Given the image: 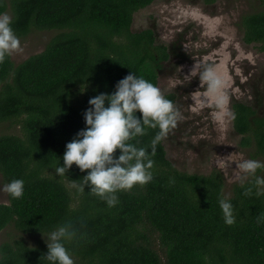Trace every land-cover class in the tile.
I'll return each instance as SVG.
<instances>
[{
  "label": "trees",
  "instance_id": "1",
  "mask_svg": "<svg viewBox=\"0 0 264 264\" xmlns=\"http://www.w3.org/2000/svg\"><path fill=\"white\" fill-rule=\"evenodd\" d=\"M153 1H9L18 37L35 29L57 33L42 51L0 63V121L20 129L0 134V175L5 184L24 180L23 196L8 195L0 204V231L11 230L0 243V264H48L43 236L64 224L76 233L65 243L74 264H264V186L255 176L233 184L227 195L220 170L177 169L163 139L151 156L153 179L118 192L112 207L87 185L84 191L75 186L87 170L73 164L64 176L55 174L65 144L85 126L90 97L113 92L131 71L157 86L170 50L151 28L131 30L134 13ZM7 7L0 0V13ZM238 28L245 43L264 53V8L242 15ZM231 110L238 146L264 162V114L243 101ZM157 131L149 128L130 142L150 151ZM256 176L264 177V169ZM225 198L234 208L232 225L224 223L219 206Z\"/></svg>",
  "mask_w": 264,
  "mask_h": 264
},
{
  "label": "rangeland",
  "instance_id": "2",
  "mask_svg": "<svg viewBox=\"0 0 264 264\" xmlns=\"http://www.w3.org/2000/svg\"><path fill=\"white\" fill-rule=\"evenodd\" d=\"M9 1L6 0L5 12L12 16ZM263 8L264 0H218L209 5L202 0H155L136 11L131 24L132 31L151 28L156 41L170 50V58L157 83L163 95L174 94L173 104L180 114L176 126L162 140L167 158L177 169L188 173L207 174L214 169L220 170L227 195L233 184L241 182L236 178L238 170L233 160L251 158L238 146L240 136L232 129L231 121L221 133L211 118L212 109L205 108L198 114L190 110V93L200 84L198 77L187 82L184 75L194 63L201 71L215 68L225 83L231 112L234 101H243L264 114V53L255 44L245 43L238 28L242 15ZM216 18L220 23L212 29L207 28L208 21ZM56 33L55 29H35L19 37L21 49L13 53L11 59L18 63L42 51ZM177 79L183 84L170 87L169 80ZM19 133L17 124L0 121V134ZM225 161L233 162L229 166ZM3 184L0 175V186ZM1 203H8V194L0 192ZM10 231V228L0 231V243L9 237ZM25 238L33 241L32 236Z\"/></svg>",
  "mask_w": 264,
  "mask_h": 264
},
{
  "label": "clouds",
  "instance_id": "3",
  "mask_svg": "<svg viewBox=\"0 0 264 264\" xmlns=\"http://www.w3.org/2000/svg\"><path fill=\"white\" fill-rule=\"evenodd\" d=\"M12 23L13 18L8 13H0V63L21 49ZM219 23V18L209 20L206 27L212 29ZM184 77L187 82L198 77L200 84L190 93V110L198 114L205 108L212 109L211 118L223 133L228 122L235 119V113L228 108L229 96L217 70L208 67L201 71L200 66L194 63ZM182 84L183 81L178 79L169 80V86L173 88ZM205 86V90L201 91L200 88ZM88 105L83 112L85 126L65 144L62 163L59 157L54 171L56 175L64 176L73 164L81 172L87 170L75 186L84 191L87 185L88 191L112 207L119 202L118 192L128 191L135 185H145L153 179L151 169L154 161L151 156L155 155L156 145L176 126L180 114L158 86L132 71L115 83L113 92H100L90 97ZM149 128L158 129L150 142V151L130 142L145 135ZM233 161L238 170V180L243 182L247 177L255 176V184L264 186V177L256 176L258 169H264V162L243 158ZM233 161L224 163L230 166ZM0 192L12 199L21 198L24 180L13 179L0 186ZM219 206L224 223H235L231 201L221 199ZM75 235L71 225L64 224L49 232L46 238L43 236L47 246L44 256L48 264H74L65 243Z\"/></svg>",
  "mask_w": 264,
  "mask_h": 264
}]
</instances>
